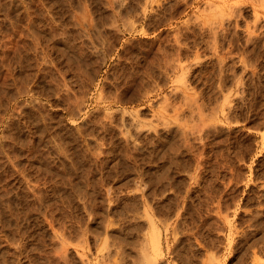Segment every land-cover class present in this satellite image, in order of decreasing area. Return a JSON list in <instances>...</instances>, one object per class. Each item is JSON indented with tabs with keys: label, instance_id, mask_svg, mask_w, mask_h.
I'll use <instances>...</instances> for the list:
<instances>
[{
	"label": "rangeland",
	"instance_id": "374dc122",
	"mask_svg": "<svg viewBox=\"0 0 264 264\" xmlns=\"http://www.w3.org/2000/svg\"><path fill=\"white\" fill-rule=\"evenodd\" d=\"M0 264H264V0H0Z\"/></svg>",
	"mask_w": 264,
	"mask_h": 264
},
{
	"label": "bare ground",
	"instance_id": "6f19581e",
	"mask_svg": "<svg viewBox=\"0 0 264 264\" xmlns=\"http://www.w3.org/2000/svg\"><path fill=\"white\" fill-rule=\"evenodd\" d=\"M148 216V215H147ZM148 218V217H147ZM149 220V219H148ZM165 221V220H164ZM153 235H154V233H152ZM156 237V236H155ZM157 237H158V235H157ZM155 241V246H156V248L158 249V246H159V240H158V238H156V240H154ZM139 246H140V244H139ZM139 246H138V249H139ZM152 247V246H151ZM141 248V247H140ZM154 249V248H153ZM141 250V249H140ZM153 251V250H152ZM142 252H144V251H142ZM141 252V253H142ZM154 252V251H153ZM142 256V255H141ZM145 257V256H144ZM142 258V257H141ZM143 259V258H142Z\"/></svg>",
	"mask_w": 264,
	"mask_h": 264
}]
</instances>
